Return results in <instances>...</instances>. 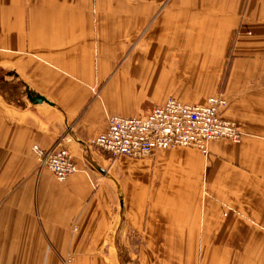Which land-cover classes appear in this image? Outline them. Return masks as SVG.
<instances>
[{
	"label": "crops",
	"instance_id": "crops-1",
	"mask_svg": "<svg viewBox=\"0 0 264 264\" xmlns=\"http://www.w3.org/2000/svg\"><path fill=\"white\" fill-rule=\"evenodd\" d=\"M0 69L26 91L0 110V264H264V0H0ZM218 94L239 144L92 143L111 116ZM58 144L63 183L33 150Z\"/></svg>",
	"mask_w": 264,
	"mask_h": 264
},
{
	"label": "built area",
	"instance_id": "built-area-1",
	"mask_svg": "<svg viewBox=\"0 0 264 264\" xmlns=\"http://www.w3.org/2000/svg\"><path fill=\"white\" fill-rule=\"evenodd\" d=\"M227 105L223 96L211 97L200 105L170 98L144 116L109 117L108 129L92 143L113 158L144 159L175 148H191L208 155L213 141L242 140L236 124L222 116ZM33 150L42 169L53 173L59 182H66L78 172L73 156L62 144L50 150L34 146Z\"/></svg>",
	"mask_w": 264,
	"mask_h": 264
},
{
	"label": "rangeland",
	"instance_id": "rangeland-1",
	"mask_svg": "<svg viewBox=\"0 0 264 264\" xmlns=\"http://www.w3.org/2000/svg\"><path fill=\"white\" fill-rule=\"evenodd\" d=\"M227 73L228 72H226V74ZM21 82H23V81L21 79H19L18 76H16L15 73H13V72L11 73V71H9L7 69H0V96H2V98H1L2 101L0 99V102H1L0 110H1V112H5V108L7 109V107H4V105H3V102H5V100H6V102L8 101V102L14 103L16 105H22L24 100L26 101V91L24 90V87L22 86ZM215 96H223L224 98H226V96L224 94H218V95H215ZM215 96H213V97H215ZM226 100L228 102V105L222 111V116H223L224 119H226L224 117V115H223L224 111L229 106V101H228L227 98H226ZM4 104H6V103H4ZM228 121H230V120H228ZM230 122H233V121H230ZM233 123H235L236 126L238 127V124L236 122H233ZM238 129H239V127H238ZM239 131L241 132L240 129H239ZM241 134H242V132H241ZM243 137L244 136L242 134V140H243ZM221 140H226V139H221ZM217 141H219V140H217ZM226 141L233 142L231 140H226ZM233 143H235V142H233ZM236 144H239V143H236ZM114 159H116V158H114Z\"/></svg>",
	"mask_w": 264,
	"mask_h": 264
},
{
	"label": "water",
	"instance_id": "water-1",
	"mask_svg": "<svg viewBox=\"0 0 264 264\" xmlns=\"http://www.w3.org/2000/svg\"><path fill=\"white\" fill-rule=\"evenodd\" d=\"M28 97H29L30 101H31L33 104L48 103V104L53 105V104H52L48 99H46L45 97L40 96V95L32 94L31 92L28 93Z\"/></svg>",
	"mask_w": 264,
	"mask_h": 264
}]
</instances>
